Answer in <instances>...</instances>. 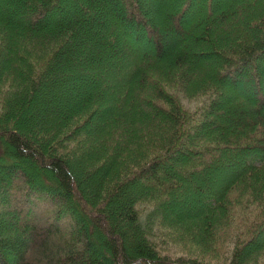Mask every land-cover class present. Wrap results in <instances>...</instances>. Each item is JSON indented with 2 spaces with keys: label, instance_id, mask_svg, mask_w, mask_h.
<instances>
[{
  "label": "trees",
  "instance_id": "trees-1",
  "mask_svg": "<svg viewBox=\"0 0 264 264\" xmlns=\"http://www.w3.org/2000/svg\"><path fill=\"white\" fill-rule=\"evenodd\" d=\"M0 264H264V0H0Z\"/></svg>",
  "mask_w": 264,
  "mask_h": 264
},
{
  "label": "rangeland",
  "instance_id": "rangeland-1",
  "mask_svg": "<svg viewBox=\"0 0 264 264\" xmlns=\"http://www.w3.org/2000/svg\"><path fill=\"white\" fill-rule=\"evenodd\" d=\"M240 1V3H242L243 2V0L241 1V0H239ZM165 2H170V0H165ZM111 80L109 79V77H103V78H101V79H97V80H95V83L97 84H99V85H106V84H108L109 82H110ZM239 95L241 94H243L244 95V92H242V91H240L239 93H238ZM200 173H202L201 171L200 172H197V173H195L194 174V176H197L198 174H200ZM222 177V176H221ZM221 177H219V178H214L215 180H214V182H213V184H216L217 186L219 185V184H221V182L223 181V177L221 178ZM186 208V207H185ZM182 209H184V208H182Z\"/></svg>",
  "mask_w": 264,
  "mask_h": 264
}]
</instances>
